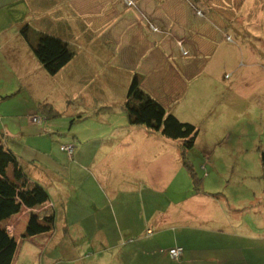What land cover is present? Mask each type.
<instances>
[{
  "label": "crops",
  "instance_id": "1",
  "mask_svg": "<svg viewBox=\"0 0 264 264\" xmlns=\"http://www.w3.org/2000/svg\"><path fill=\"white\" fill-rule=\"evenodd\" d=\"M116 3L109 6L117 8ZM89 4L90 12L86 9ZM93 9L92 0H0V107L14 98L28 100L32 97L35 106L49 104L54 108L53 97H49L48 102L44 96L60 76H66L70 82L76 80L85 87L80 99L89 103L88 106L96 102L104 107L95 117L90 112L77 113L74 130L77 142L72 138L71 145L75 149L67 161L58 157L52 145L48 151L44 145H41L44 148L35 146L36 149L26 146V151L33 155L30 158L14 150L7 140L19 136L18 139L23 136L27 139L37 131V126H33L30 119V123L22 125L19 118L25 115L17 112L16 107L10 109L8 118L16 117L12 127L18 135H13L3 125L0 137L17 155L30 180L38 182L49 194L46 205L23 208L1 223L15 237L18 249L20 243H26L25 252L19 253L17 249L13 264H18L20 255L21 264H42L45 260L77 264L84 259L83 253L87 250L90 251L85 260L87 264H110L115 259L118 261V257L119 264H132L136 259L137 264H264V204L244 206L243 201L248 199L237 204L227 195L232 193L227 187L225 195L204 191L203 187L191 194L188 182L185 187L171 191L175 173H180L181 166L184 168L179 144L144 127L129 124L119 108L131 78L125 79L122 75L121 80L115 75L121 73L120 69L114 71L105 63L112 56L110 50L107 52L114 47L110 41H114L119 24L127 17L120 18L118 14L105 19L99 12L108 10H97L95 16ZM188 16L185 14L184 19L190 21ZM25 26L29 40L21 32ZM41 33L62 39L74 50L71 61L54 76L44 71L30 47L36 44L37 35ZM187 45L200 55L195 47ZM168 47L169 50L161 53L165 62L161 69L150 67L144 73L137 70L141 88L181 121L197 125L190 117L189 97L195 86L192 80L199 69L175 62L172 47ZM95 54L106 56L101 58L100 64L104 70L102 83L90 71ZM152 56L150 54V58ZM155 58L148 61L150 66ZM27 106L33 108L31 103ZM88 122L109 125L103 132L87 124L84 128L88 131L84 133L85 129L79 125ZM42 132L43 135L48 133L45 129ZM23 140L18 141L24 145ZM199 150L203 160L210 163L212 148L203 144ZM65 167L69 172H58L57 168L63 171ZM204 180L206 178L203 183ZM168 190L170 195L166 196ZM146 205L152 210L147 218ZM164 205L167 207L162 209ZM135 207L134 213L130 212ZM43 211L54 213L53 229L46 234L22 238L29 215ZM66 213H70L69 225L62 216ZM175 247L183 250L177 261L171 260L165 251ZM108 253H112V258L107 263Z\"/></svg>",
  "mask_w": 264,
  "mask_h": 264
},
{
  "label": "rangeland",
  "instance_id": "2",
  "mask_svg": "<svg viewBox=\"0 0 264 264\" xmlns=\"http://www.w3.org/2000/svg\"><path fill=\"white\" fill-rule=\"evenodd\" d=\"M114 2H117V8L112 9L113 6L109 5H115ZM92 3L95 16L98 15L97 10L105 9L108 11L99 12L106 16L105 19L118 14L120 18L124 15L127 17L119 24L120 29L116 34L114 33L116 42L114 43L111 37L108 39L114 47L107 50H110L112 56L105 63L114 71L120 69L121 73L115 74L116 76L123 75L125 79H130L133 75L137 76V70L144 73L148 72L150 67L161 69L165 64L161 53L169 50L168 46L172 47V59L175 62H184L199 69L201 73L198 72L193 78L195 89L192 88L193 92L189 97L192 109L190 117L197 123L198 136L194 148L188 151L185 157L193 168L195 177L202 183L204 191L225 195L227 187L232 190V193L228 190L227 195L237 204L244 199H248L243 201L244 206L264 204V183L260 164V153L264 151V0H92ZM86 9L90 12V4ZM187 13L190 21L184 19ZM187 43L195 47L196 53L200 55L193 53ZM115 46L118 47L117 51ZM107 52L105 51V54H108ZM150 54H153L151 58ZM154 56L156 61L150 66L148 61ZM93 57L90 71L102 83L104 70L100 64L103 57H97L96 54ZM68 79L66 76L58 77L52 90L44 96L48 102V98L53 97L54 109L59 113L57 117L46 118L38 111L32 97H28V100L14 98L2 104L0 128L6 125L13 135H18L12 127V123L17 121L16 117L8 118L13 107L25 115L19 118L22 125L30 123L29 119L32 121L34 116L40 120L38 123H32L37 126L39 136L34 130L35 132L29 134L32 136L27 139L25 136L18 139L19 136L7 140L14 150L30 158L33 155L26 151V146L36 149L35 146L44 145L48 151L49 145H52L58 157L62 156L65 161L68 160L67 153L63 152L61 147L70 145L73 141L77 142L74 139L77 113L90 112L95 117L104 110V107L96 102L88 106L89 103L82 101L80 98L83 97L80 95L85 92V87L76 80L70 82ZM69 94H72V97ZM76 94L78 96L74 97ZM115 95L119 93L115 92ZM28 103H31L32 109H29ZM89 123H81L79 127L84 128L88 124L104 132L109 125ZM44 129L48 133L43 135ZM84 129V133H87L88 129ZM22 139H25L23 141H26V144L22 145L18 141ZM203 144L212 148L213 158L210 163L203 160L200 154L199 148ZM57 170L59 173L69 172L66 167L63 171L61 168ZM175 174L177 176L171 191L185 187L188 182L190 193L194 194L190 173L181 166L180 173ZM204 178L206 180L203 183ZM167 192L165 195H170V190ZM163 207L167 206H162V209ZM134 209L137 207L132 208L130 212L134 213ZM151 212L150 205H146V218ZM62 216L69 225L70 213ZM74 218L77 220V217ZM25 245L23 242L19 244V253L26 251ZM88 248L91 250V247ZM165 251L168 256V250ZM88 252L90 251L87 250ZM87 253L84 251V259L77 264H87ZM112 253L107 254V263L111 260ZM114 253L116 257L119 256L117 250ZM118 261L115 259L110 264H119ZM21 263L22 255L18 260V264ZM42 264L73 263L66 260L48 263L45 260ZM132 264H137V259Z\"/></svg>",
  "mask_w": 264,
  "mask_h": 264
},
{
  "label": "trees",
  "instance_id": "3",
  "mask_svg": "<svg viewBox=\"0 0 264 264\" xmlns=\"http://www.w3.org/2000/svg\"><path fill=\"white\" fill-rule=\"evenodd\" d=\"M21 32L25 39L29 40L27 26L23 27ZM30 47L41 67L50 76L56 75L74 56L70 44L48 34H38L36 44H30ZM119 109L127 115L130 125L144 127L165 139L177 142L181 149V162L192 177L194 191L197 193L201 191L202 183L195 177L193 168L185 157L186 153L195 146L198 136L196 125L181 121L173 112L146 93L141 88L138 75H133L131 78L125 100ZM107 110L111 109L107 108ZM38 111L46 118L59 115L49 104H41ZM74 149L75 147L71 155L62 151L71 158ZM260 164L264 183V151L260 153ZM48 202L47 190L38 182L30 180L23 171L17 155L4 145L0 137V264H13L18 249L15 237L2 227L1 223L19 214L23 208L33 209ZM54 225L53 212L31 213L22 238L46 234Z\"/></svg>",
  "mask_w": 264,
  "mask_h": 264
},
{
  "label": "built area",
  "instance_id": "4",
  "mask_svg": "<svg viewBox=\"0 0 264 264\" xmlns=\"http://www.w3.org/2000/svg\"><path fill=\"white\" fill-rule=\"evenodd\" d=\"M32 121L34 123L40 122V120L37 117L32 118ZM73 148L74 147L70 144V145L62 146L61 150L66 151L69 155H71ZM182 252L183 250L181 247H175L168 250V255L171 260L177 261L181 258Z\"/></svg>",
  "mask_w": 264,
  "mask_h": 264
}]
</instances>
